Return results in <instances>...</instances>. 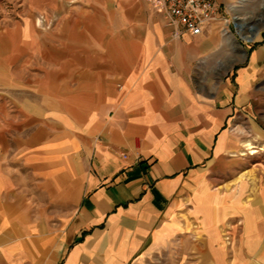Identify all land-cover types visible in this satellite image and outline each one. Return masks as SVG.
I'll use <instances>...</instances> for the list:
<instances>
[{"label": "crops", "instance_id": "1", "mask_svg": "<svg viewBox=\"0 0 264 264\" xmlns=\"http://www.w3.org/2000/svg\"><path fill=\"white\" fill-rule=\"evenodd\" d=\"M138 5L112 33L92 14L72 23L65 82L82 135L65 118L0 143V264H154L180 235L177 264H264V168L257 181L233 171L231 131L264 51L218 77L216 53L232 56L218 24L175 38ZM182 215L198 225L193 244Z\"/></svg>", "mask_w": 264, "mask_h": 264}, {"label": "rangeland", "instance_id": "2", "mask_svg": "<svg viewBox=\"0 0 264 264\" xmlns=\"http://www.w3.org/2000/svg\"><path fill=\"white\" fill-rule=\"evenodd\" d=\"M139 1L146 0H0V143L18 137L32 142L35 132L42 129L49 134L55 124H64L65 118L73 120L75 139L82 135L80 128L87 118L80 114L83 101L68 98L75 93L71 91L73 84L65 82L72 23L92 14L104 31L112 33L115 24L126 21L125 13L138 9ZM226 4L222 11L228 20L232 58L228 54L223 59L221 52L216 53L219 63L211 71L218 77L231 69V64L249 60L254 50L264 51V0H228ZM101 13L105 14L104 22ZM258 78L264 79V68ZM67 110L73 112L71 117H66ZM231 131L243 154H237L243 162L233 171L245 172L252 176L251 181H257L253 172L264 168V80L251 85L250 99L239 108ZM246 143H251L257 153L251 154L243 145ZM184 198L188 205V195ZM178 220L182 226L179 230L193 244L199 236L198 225L188 215ZM181 237L173 239L169 256L155 258L154 264H177Z\"/></svg>", "mask_w": 264, "mask_h": 264}, {"label": "built area", "instance_id": "3", "mask_svg": "<svg viewBox=\"0 0 264 264\" xmlns=\"http://www.w3.org/2000/svg\"><path fill=\"white\" fill-rule=\"evenodd\" d=\"M153 11L162 16L175 38L183 34L202 35L218 24L223 35L229 34L226 12L217 0H148Z\"/></svg>", "mask_w": 264, "mask_h": 264}, {"label": "bare ground", "instance_id": "4", "mask_svg": "<svg viewBox=\"0 0 264 264\" xmlns=\"http://www.w3.org/2000/svg\"><path fill=\"white\" fill-rule=\"evenodd\" d=\"M244 145V147H246L247 148V150H250L251 152V154H255V153H257L255 150H253V149H255L254 148V146L251 144V143H246V144H243ZM243 155V154H242Z\"/></svg>", "mask_w": 264, "mask_h": 264}, {"label": "water", "instance_id": "5", "mask_svg": "<svg viewBox=\"0 0 264 264\" xmlns=\"http://www.w3.org/2000/svg\"><path fill=\"white\" fill-rule=\"evenodd\" d=\"M234 26H235V27H240V26H238V25H237V24H235V23H234ZM251 30H252V29H251ZM247 41H251V40H250V39H248Z\"/></svg>", "mask_w": 264, "mask_h": 264}]
</instances>
